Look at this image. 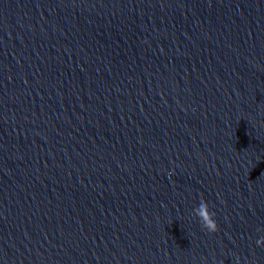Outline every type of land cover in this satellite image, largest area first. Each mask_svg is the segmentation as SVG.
Returning <instances> with one entry per match:
<instances>
[{
	"label": "water",
	"instance_id": "1",
	"mask_svg": "<svg viewBox=\"0 0 264 264\" xmlns=\"http://www.w3.org/2000/svg\"><path fill=\"white\" fill-rule=\"evenodd\" d=\"M260 237L264 0H0V264H264Z\"/></svg>",
	"mask_w": 264,
	"mask_h": 264
},
{
	"label": "clouds",
	"instance_id": "2",
	"mask_svg": "<svg viewBox=\"0 0 264 264\" xmlns=\"http://www.w3.org/2000/svg\"><path fill=\"white\" fill-rule=\"evenodd\" d=\"M194 215L199 219L202 227L209 233L216 231V223L212 218V215L208 212V206L206 203L201 202L199 206L194 210ZM257 246H264V237H260L256 240Z\"/></svg>",
	"mask_w": 264,
	"mask_h": 264
}]
</instances>
